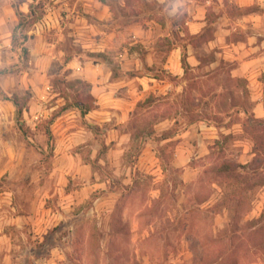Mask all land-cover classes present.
<instances>
[{
  "label": "rangeland",
  "instance_id": "rangeland-1",
  "mask_svg": "<svg viewBox=\"0 0 264 264\" xmlns=\"http://www.w3.org/2000/svg\"><path fill=\"white\" fill-rule=\"evenodd\" d=\"M32 7L37 18L41 4ZM35 18L25 19L18 33ZM19 43L12 53H0V70L7 71L0 83L24 109L37 95L27 83L33 65ZM228 71H188L184 92L135 112L126 128L130 142L112 155L102 141L99 149L89 141L73 150L79 163H55L51 149L41 155L24 141L39 143L45 122L37 137L19 126L15 138L24 153L1 174L0 189L12 191L26 211L40 207L62 215L48 234L58 237L61 255L51 264H264V120L250 115L243 86L232 89ZM51 73L53 91L70 96L63 70ZM47 101L58 106L51 112L56 115L63 101L52 95ZM193 123L211 127L185 133ZM149 133L148 149L133 165L142 141L135 138ZM182 145L189 158L176 167ZM226 167L235 171L218 173Z\"/></svg>",
  "mask_w": 264,
  "mask_h": 264
},
{
  "label": "crops",
  "instance_id": "crops-1",
  "mask_svg": "<svg viewBox=\"0 0 264 264\" xmlns=\"http://www.w3.org/2000/svg\"><path fill=\"white\" fill-rule=\"evenodd\" d=\"M36 3L42 12L19 46L33 65L27 83L38 97L20 117L13 103L0 101V176L21 162L24 149L16 138L23 124L37 137L38 124L45 122L39 143L27 136L24 141L46 149L44 130L51 121L55 163H79L73 150L89 141L97 149L102 141L111 155L126 147L132 137L126 128L139 103L187 88L183 58L186 73L228 67L232 89L242 84L250 115L264 120V0H0V53L14 50L16 10L27 16ZM53 67L63 70L66 83L90 86L93 108L83 117L75 108L51 114L58 106L47 105L48 96L65 104L50 85ZM202 125L211 127L193 123L184 131ZM187 158L189 148L179 146L173 164L181 167ZM61 221V214L45 208L22 209L12 191L0 189V264H51L61 258L58 237L48 236Z\"/></svg>",
  "mask_w": 264,
  "mask_h": 264
},
{
  "label": "trees",
  "instance_id": "trees-1",
  "mask_svg": "<svg viewBox=\"0 0 264 264\" xmlns=\"http://www.w3.org/2000/svg\"><path fill=\"white\" fill-rule=\"evenodd\" d=\"M16 14L18 17V25L16 26V28L13 31L12 34V44H13V48L16 45L17 42L22 41L23 39V35L21 34V32L18 33V31L20 30V28L22 27V22L27 19V17H31L33 14V17L31 18H35L34 17V11L31 10L30 14L25 16L23 15L21 12H19L18 10H16ZM31 15V16H30ZM36 19V18H35ZM34 19V20H35ZM21 44V43H19ZM22 53L27 54V51L25 48H22ZM183 61V68L185 69V74H186V66L184 63V58L182 59ZM7 71L5 70H0V75H4L6 74ZM68 85L67 89H71V95H65L63 98L65 99V104L62 106L60 112L69 110L71 108H75L80 112V115L83 117L88 111H90L93 108V99L91 98L89 91H90V86L87 85L86 83H84L81 80H75V81H71V82H67L66 83ZM154 99H158L155 98L153 95H150L147 99H145V101L139 103L138 108L142 109L145 108L147 105H149L150 103H152L154 101ZM0 101H9L11 103H13L16 112H17V116L20 117L21 112H22V108L18 105V103L16 102V97H10L8 96L5 92L2 91L1 87H0ZM51 122V121H50ZM45 126V134L47 136V148L49 149H53L52 145H51V141H52V136H51V132L49 129V124ZM256 123V121H254ZM246 125V123H243L242 126L244 127ZM152 139V133L149 134H144V135H137L135 139H141V144L137 147L135 154H134V160H133V165H135V162L137 161L138 157L140 156L142 150L144 149V142L146 141V139ZM169 138V136L164 135L163 139H167ZM36 148L39 150V152L41 154H45V150H43L42 148H40L39 146H36ZM240 169H243V167H239ZM235 169H232L230 167H226L223 170H218V173L221 172H234ZM211 243H217V240H212ZM220 260V259H218ZM215 261V262H218ZM214 262V263H215ZM224 262V259H222L221 261H219V264ZM231 263V261H230ZM232 264L233 263L232 261ZM237 264V263H236Z\"/></svg>",
  "mask_w": 264,
  "mask_h": 264
}]
</instances>
